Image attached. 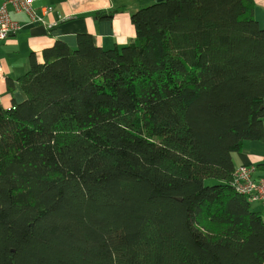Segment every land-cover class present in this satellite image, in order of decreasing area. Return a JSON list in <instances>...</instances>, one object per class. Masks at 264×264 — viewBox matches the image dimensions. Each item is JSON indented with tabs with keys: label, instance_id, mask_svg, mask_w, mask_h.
<instances>
[{
	"label": "trees",
	"instance_id": "1",
	"mask_svg": "<svg viewBox=\"0 0 264 264\" xmlns=\"http://www.w3.org/2000/svg\"><path fill=\"white\" fill-rule=\"evenodd\" d=\"M253 9L157 0L124 46L30 55L0 103V264H264V210L230 184L264 142Z\"/></svg>",
	"mask_w": 264,
	"mask_h": 264
},
{
	"label": "crops",
	"instance_id": "2",
	"mask_svg": "<svg viewBox=\"0 0 264 264\" xmlns=\"http://www.w3.org/2000/svg\"><path fill=\"white\" fill-rule=\"evenodd\" d=\"M154 1L157 0H34L31 7L42 19L40 23L31 21L27 13L15 12L9 5L10 18L18 22L21 29L0 41L3 71L0 79L1 105L8 108L13 101L19 103L24 100L16 79L29 69L32 53L41 60L42 50L55 40L74 48L77 36L82 33L90 34L95 44L104 49L124 46L134 39L130 14ZM253 5L254 18L264 29V0H253ZM46 8H50L49 11ZM10 80L13 83L11 94L7 89ZM262 122L264 125V113ZM233 163L235 168L253 164L256 166L254 177L264 176V142L245 140L242 149L233 154ZM253 204L257 206L255 209L263 211L260 203Z\"/></svg>",
	"mask_w": 264,
	"mask_h": 264
},
{
	"label": "built area",
	"instance_id": "3",
	"mask_svg": "<svg viewBox=\"0 0 264 264\" xmlns=\"http://www.w3.org/2000/svg\"><path fill=\"white\" fill-rule=\"evenodd\" d=\"M34 0H3L0 5V41L6 40L21 29V25L10 18L8 6L15 12H24L30 16L31 21L40 23L42 19L32 10ZM48 11L50 8H46ZM44 23V21L42 22ZM3 71L0 63V79ZM256 166L253 164L241 165L234 169L231 179L232 188L245 196L250 203H260L264 210V176L254 177Z\"/></svg>",
	"mask_w": 264,
	"mask_h": 264
},
{
	"label": "rangeland",
	"instance_id": "4",
	"mask_svg": "<svg viewBox=\"0 0 264 264\" xmlns=\"http://www.w3.org/2000/svg\"><path fill=\"white\" fill-rule=\"evenodd\" d=\"M14 17L16 18V16H14ZM20 74H23V73H20ZM216 183H218V181L213 179V178H206L205 179V184H207V185H212V184H216ZM256 207H257L256 205H254V204L252 205V208H256Z\"/></svg>",
	"mask_w": 264,
	"mask_h": 264
}]
</instances>
